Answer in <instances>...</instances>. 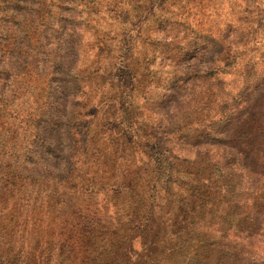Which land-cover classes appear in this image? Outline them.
Instances as JSON below:
<instances>
[{
	"label": "rangeland",
	"instance_id": "1",
	"mask_svg": "<svg viewBox=\"0 0 264 264\" xmlns=\"http://www.w3.org/2000/svg\"><path fill=\"white\" fill-rule=\"evenodd\" d=\"M0 264H264V0H0Z\"/></svg>",
	"mask_w": 264,
	"mask_h": 264
}]
</instances>
